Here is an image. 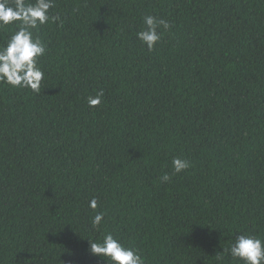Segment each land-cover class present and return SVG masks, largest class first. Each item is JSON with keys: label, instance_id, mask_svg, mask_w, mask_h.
Instances as JSON below:
<instances>
[{"label": "trees", "instance_id": "trees-1", "mask_svg": "<svg viewBox=\"0 0 264 264\" xmlns=\"http://www.w3.org/2000/svg\"><path fill=\"white\" fill-rule=\"evenodd\" d=\"M55 5L40 90L0 84V264H106L108 232L146 264H242L216 255L264 239V0ZM146 15L171 25L153 51Z\"/></svg>", "mask_w": 264, "mask_h": 264}, {"label": "clouds", "instance_id": "clouds-1", "mask_svg": "<svg viewBox=\"0 0 264 264\" xmlns=\"http://www.w3.org/2000/svg\"><path fill=\"white\" fill-rule=\"evenodd\" d=\"M55 0H0V28L15 25L16 31L10 36L6 45L0 46V84L14 88L30 89L38 92L44 79V71L40 67V60L46 55L47 45L34 35V32L49 22H60L59 14L50 15L55 7ZM144 29L136 33L137 39L153 51L161 39L162 33L171 25L152 15L143 17ZM103 90L95 96H89L87 103L95 108L102 103ZM174 174L184 172L191 167L190 161L175 157L172 160ZM171 177L166 173L161 182H169ZM89 208L96 210L98 200L92 198ZM105 222V213L96 212L91 219L94 229L100 230ZM92 255L103 258L106 264H146L142 253L125 244L112 233H104L99 240H89ZM228 254L233 260L242 264H264V239L259 236L238 234L229 248L217 253V259Z\"/></svg>", "mask_w": 264, "mask_h": 264}]
</instances>
